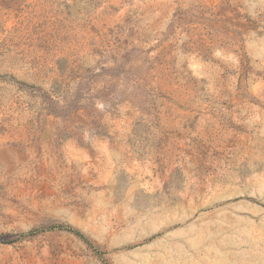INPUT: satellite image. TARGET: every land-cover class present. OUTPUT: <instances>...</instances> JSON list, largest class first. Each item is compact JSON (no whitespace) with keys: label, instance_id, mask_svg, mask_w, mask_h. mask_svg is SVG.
Masks as SVG:
<instances>
[{"label":"rangeland","instance_id":"obj_1","mask_svg":"<svg viewBox=\"0 0 264 264\" xmlns=\"http://www.w3.org/2000/svg\"><path fill=\"white\" fill-rule=\"evenodd\" d=\"M0 264H264V0H0Z\"/></svg>","mask_w":264,"mask_h":264}]
</instances>
